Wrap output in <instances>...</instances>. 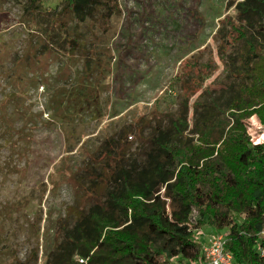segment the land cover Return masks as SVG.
I'll use <instances>...</instances> for the list:
<instances>
[{
  "label": "rangeland",
  "instance_id": "rangeland-1",
  "mask_svg": "<svg viewBox=\"0 0 264 264\" xmlns=\"http://www.w3.org/2000/svg\"><path fill=\"white\" fill-rule=\"evenodd\" d=\"M118 1L110 30L88 36L91 53L67 59L41 47L20 5L0 0V264H47L92 204L85 190L105 185L120 149L125 163L144 161L156 128L184 113V99L195 103L205 89L221 108L233 99L229 56L239 46L223 53L220 39L241 0ZM96 88L98 112L77 114L68 95ZM246 123L256 141L263 124L256 115ZM214 231L193 235L204 246Z\"/></svg>",
  "mask_w": 264,
  "mask_h": 264
},
{
  "label": "trees",
  "instance_id": "trees-1",
  "mask_svg": "<svg viewBox=\"0 0 264 264\" xmlns=\"http://www.w3.org/2000/svg\"><path fill=\"white\" fill-rule=\"evenodd\" d=\"M8 2L22 7L41 47L51 46L67 59L91 53L86 45L94 28L108 32L121 14L118 0ZM50 2H56L53 9ZM236 8L220 39L223 53L239 46L229 56L233 99L221 108L210 89L195 103L184 99V113L167 128H156L142 162L125 163L120 149L111 175L100 177L105 185L85 190L92 204L65 230L47 264H164L163 255L200 264L204 254L193 232L206 225L229 231L234 264H264V143H253L246 123L256 115L264 125V0H241ZM68 97L77 114L101 106L98 88Z\"/></svg>",
  "mask_w": 264,
  "mask_h": 264
},
{
  "label": "built area",
  "instance_id": "built-area-1",
  "mask_svg": "<svg viewBox=\"0 0 264 264\" xmlns=\"http://www.w3.org/2000/svg\"><path fill=\"white\" fill-rule=\"evenodd\" d=\"M262 133L259 137H255L259 140L262 136H264V125ZM253 141L254 144H262L263 140ZM215 233L208 235L207 240L208 243L204 246H201L202 252L204 254V260L200 264H234L233 255L228 251L227 246L229 243V231L226 229L216 230ZM262 238V244L259 246V254L261 259L264 260V226L263 230L260 234ZM198 242V241H197ZM81 263H84L85 260L81 259Z\"/></svg>",
  "mask_w": 264,
  "mask_h": 264
},
{
  "label": "crops",
  "instance_id": "crops-1",
  "mask_svg": "<svg viewBox=\"0 0 264 264\" xmlns=\"http://www.w3.org/2000/svg\"><path fill=\"white\" fill-rule=\"evenodd\" d=\"M213 233H215V232H213ZM209 235H211V234H209Z\"/></svg>",
  "mask_w": 264,
  "mask_h": 264
}]
</instances>
